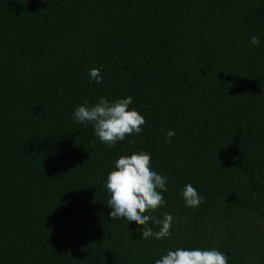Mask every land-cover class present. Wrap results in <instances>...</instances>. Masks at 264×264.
Instances as JSON below:
<instances>
[{"label":"trees","instance_id":"1","mask_svg":"<svg viewBox=\"0 0 264 264\" xmlns=\"http://www.w3.org/2000/svg\"><path fill=\"white\" fill-rule=\"evenodd\" d=\"M100 96H131L143 131L109 147L74 120ZM133 152L168 177L145 214L170 213L169 238L109 219L107 174ZM176 247L264 264V0H0V264H154Z\"/></svg>","mask_w":264,"mask_h":264},{"label":"clouds","instance_id":"2","mask_svg":"<svg viewBox=\"0 0 264 264\" xmlns=\"http://www.w3.org/2000/svg\"><path fill=\"white\" fill-rule=\"evenodd\" d=\"M251 43L259 45L258 37H252ZM102 82L99 68L89 70V82ZM62 91V90H61ZM132 97H121L109 100L104 96L98 97L96 102L77 105L73 110V118L78 123H91L95 136L109 147L117 142H123L133 134H140L146 123L144 116L135 108ZM175 135L173 130L167 133L170 142ZM168 177L151 167L150 157L144 152H133L121 155L114 161V167L108 172L105 187L109 199V219L124 218L127 224L142 226L137 229L141 238L156 240L169 238L175 218L165 213L162 218L146 215L155 212L165 204L163 194L167 192ZM184 205L197 208L203 202L197 189L192 184H186L179 193ZM149 222L158 226L153 231ZM154 264H228L225 253L216 248H184L169 249L166 254H160Z\"/></svg>","mask_w":264,"mask_h":264}]
</instances>
